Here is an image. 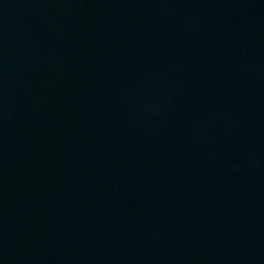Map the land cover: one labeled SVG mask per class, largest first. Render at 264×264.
I'll return each mask as SVG.
<instances>
[{"label":"water","instance_id":"water-1","mask_svg":"<svg viewBox=\"0 0 264 264\" xmlns=\"http://www.w3.org/2000/svg\"><path fill=\"white\" fill-rule=\"evenodd\" d=\"M0 264H264V0H0Z\"/></svg>","mask_w":264,"mask_h":264}]
</instances>
